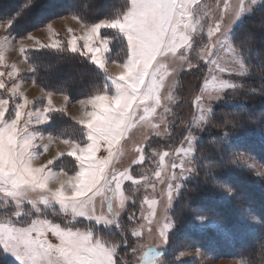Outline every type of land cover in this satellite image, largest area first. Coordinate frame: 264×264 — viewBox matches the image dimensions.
Masks as SVG:
<instances>
[{"label": "snow or ice", "instance_id": "obj_1", "mask_svg": "<svg viewBox=\"0 0 264 264\" xmlns=\"http://www.w3.org/2000/svg\"><path fill=\"white\" fill-rule=\"evenodd\" d=\"M257 15L264 33V0H122L102 15L72 11L78 28L65 36L42 22L47 41L17 31L20 13L0 19V264H187L204 250L176 248L181 234H264V210L247 194L264 192V158L243 147L252 137L264 147V112L247 115L237 99L254 60L259 82L247 94L264 97V40L246 28ZM13 46L24 69L7 61ZM37 56L77 60L87 89L74 101L71 81H41ZM193 70L203 81L185 120L182 80ZM26 78L40 96L28 98ZM64 118L71 131L56 127ZM54 144L63 147L51 153ZM205 196L238 213L206 211Z\"/></svg>", "mask_w": 264, "mask_h": 264}, {"label": "trees", "instance_id": "obj_2", "mask_svg": "<svg viewBox=\"0 0 264 264\" xmlns=\"http://www.w3.org/2000/svg\"><path fill=\"white\" fill-rule=\"evenodd\" d=\"M26 0H0V19L15 16L20 13L16 29L17 31H30L41 26L54 16L63 13L79 11L83 15H102L107 12L118 11L122 0H36L37 7L31 10H24L23 5ZM261 18L259 15L249 19L246 28L255 31L258 40H264V33L261 32ZM37 64V74L41 81L46 83L72 82L73 97L84 92L91 79L84 65L75 59L60 58L56 56H37L34 61ZM253 76L245 80V89L239 93L237 99L246 101L249 107L247 115L259 117L264 112V97L247 94L250 84L259 82L260 71L257 61H253ZM244 148L254 154L257 158H264V147L261 146L256 137L249 138L243 145ZM247 194L251 203L259 212L264 210V192L258 186H248ZM198 203L212 214H218L230 220L238 213V209L231 205H217L210 196L202 197ZM188 236H195V241L200 247L213 251L214 254H222L226 257L236 256L243 259L247 264H264V234H245L234 243L221 242L213 231L205 234L190 233ZM181 237V236H180ZM194 240V239H193ZM225 248V249H224Z\"/></svg>", "mask_w": 264, "mask_h": 264}, {"label": "rangeland", "instance_id": "obj_3", "mask_svg": "<svg viewBox=\"0 0 264 264\" xmlns=\"http://www.w3.org/2000/svg\"><path fill=\"white\" fill-rule=\"evenodd\" d=\"M52 23L53 28L60 33L61 36L66 35V29L71 28H78V25L74 20L70 18V13H63L59 14L57 16L52 17L49 19ZM48 20V21H49ZM47 21V22H48ZM46 22V23H47ZM35 39L47 41L49 38V33L47 29L43 26H39L36 28H33L32 30L28 31ZM24 43L28 46H32V41L25 40ZM6 58L8 63H16L21 69H24L26 65L23 62V58L19 55V52L17 51L16 47L13 46L11 49H9L6 53ZM203 77L193 70L192 73L185 74L182 80L183 83V89L181 91V95L183 97V103H182V109H183V118L185 120H190L191 115L193 113V109L191 108L192 100L194 99L195 95L197 94L199 90V86L202 84ZM22 90L25 92V94L28 96L29 99H32L34 97H38L41 95L40 93V87L39 86H33L30 79H25V82L22 84ZM80 95L74 96V101L76 98H79ZM53 102L55 105L60 106L63 104V98L60 95H55L53 97ZM78 108L79 106L73 102L71 105H69V113L71 115H77L78 114ZM70 121L67 120V118H64L63 121H58L56 127L57 128H64L67 127L68 131H71L70 127ZM144 135V132L142 130H137L133 133V139L129 142V146L132 142L138 141L142 139ZM57 147H63L62 145H53L50 148V152L54 153L57 149ZM132 156V153L130 151H126L124 157L121 160V167H126L127 164L130 161V158ZM143 170V169H139ZM138 210V205L136 206V209ZM212 231V230H209ZM181 236V237H180ZM179 237L176 238V248L178 249H185L188 251H195V247L192 248H186L187 245H198L197 241H195V236H187L185 237L183 234H181ZM194 239V240H193ZM145 242L148 243L150 240L147 237V233L145 234ZM202 248V247H201ZM204 250V255H202L199 258L196 257H185L187 264H236L237 261L240 262V264H247L243 259L237 258L236 256H224L222 254H214L213 251H216V249ZM225 249V248H224ZM211 257V258H209Z\"/></svg>", "mask_w": 264, "mask_h": 264}]
</instances>
